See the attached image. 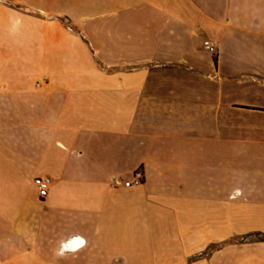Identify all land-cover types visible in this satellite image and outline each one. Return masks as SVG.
Instances as JSON below:
<instances>
[{
    "label": "crops",
    "instance_id": "crops-1",
    "mask_svg": "<svg viewBox=\"0 0 264 264\" xmlns=\"http://www.w3.org/2000/svg\"><path fill=\"white\" fill-rule=\"evenodd\" d=\"M19 1L0 0V264H134L233 190L264 202V0Z\"/></svg>",
    "mask_w": 264,
    "mask_h": 264
},
{
    "label": "rangeland",
    "instance_id": "rangeland-1",
    "mask_svg": "<svg viewBox=\"0 0 264 264\" xmlns=\"http://www.w3.org/2000/svg\"><path fill=\"white\" fill-rule=\"evenodd\" d=\"M1 1L21 2L19 0ZM24 2L30 4L32 0H24ZM29 4H27L28 7H25V12L35 13L41 18H55L53 13L37 12ZM59 18L67 19V17L60 16ZM67 20L65 23L72 26ZM55 23L58 33L72 32L69 26L70 29L66 25H62L60 21L57 20ZM72 29L76 31L73 26ZM236 191L233 190L231 203L217 204L215 219L200 220V230L195 228L192 233L184 234L182 238L168 233L169 240L166 245L172 249L137 250L135 253L138 256L134 264H195L198 258H206L212 251L225 248L230 244L232 245L231 249L223 253L231 254L232 261L222 264H264L262 261L264 245H257L258 242H264V202H247ZM179 238L183 239L181 244L180 240L179 242L177 240ZM125 261L120 256L113 261V264H123Z\"/></svg>",
    "mask_w": 264,
    "mask_h": 264
},
{
    "label": "built area",
    "instance_id": "built-area-1",
    "mask_svg": "<svg viewBox=\"0 0 264 264\" xmlns=\"http://www.w3.org/2000/svg\"><path fill=\"white\" fill-rule=\"evenodd\" d=\"M203 47L210 51L215 52L217 49V45L214 40L205 38L203 40ZM48 74L46 72H43L38 79L35 81L36 86H41L43 83H45L48 79ZM143 181V176L141 172L138 170L131 178L125 179L123 181V184L125 186H134L139 185ZM33 183L36 186L38 195L40 197H45L48 194V191L52 184V177L48 174H39L34 176Z\"/></svg>",
    "mask_w": 264,
    "mask_h": 264
},
{
    "label": "clouds",
    "instance_id": "clouds-1",
    "mask_svg": "<svg viewBox=\"0 0 264 264\" xmlns=\"http://www.w3.org/2000/svg\"><path fill=\"white\" fill-rule=\"evenodd\" d=\"M83 243H84L83 239H74V240L70 241L69 243L64 244L63 248H65V249L71 248L72 250H75L77 244H83Z\"/></svg>",
    "mask_w": 264,
    "mask_h": 264
},
{
    "label": "bare ground",
    "instance_id": "bare-ground-1",
    "mask_svg": "<svg viewBox=\"0 0 264 264\" xmlns=\"http://www.w3.org/2000/svg\"><path fill=\"white\" fill-rule=\"evenodd\" d=\"M74 239H81V237L80 236H76V238H74ZM74 239L70 238V241H72Z\"/></svg>",
    "mask_w": 264,
    "mask_h": 264
}]
</instances>
